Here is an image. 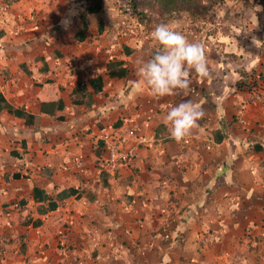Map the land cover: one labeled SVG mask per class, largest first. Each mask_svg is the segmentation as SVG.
Segmentation results:
<instances>
[{"label": "crops", "instance_id": "0c3cea01", "mask_svg": "<svg viewBox=\"0 0 264 264\" xmlns=\"http://www.w3.org/2000/svg\"><path fill=\"white\" fill-rule=\"evenodd\" d=\"M85 6L0 0V264H264V86L236 85L240 70L264 72L259 3L173 27L203 44L212 78L193 71L187 95L164 97L137 75L160 47L154 29L103 0V30L87 16L82 31ZM56 91L63 108L42 114ZM189 99L205 115L177 142L163 117ZM103 132L136 149L106 175Z\"/></svg>", "mask_w": 264, "mask_h": 264}, {"label": "clouds", "instance_id": "9594fccd", "mask_svg": "<svg viewBox=\"0 0 264 264\" xmlns=\"http://www.w3.org/2000/svg\"><path fill=\"white\" fill-rule=\"evenodd\" d=\"M151 37L160 47L150 59L140 64L137 75L140 83L160 97L179 94L187 95L194 71L204 79L212 78V71L203 44L190 41L181 31L167 23L154 27ZM203 108L192 100H185L168 110L163 117L172 139L180 142L199 127L204 117Z\"/></svg>", "mask_w": 264, "mask_h": 264}, {"label": "trees", "instance_id": "16d2710c", "mask_svg": "<svg viewBox=\"0 0 264 264\" xmlns=\"http://www.w3.org/2000/svg\"><path fill=\"white\" fill-rule=\"evenodd\" d=\"M13 1H16V0H13ZM224 1L225 0H156V2L159 4V6L164 12H175L178 10H183L188 13L187 16L189 17L191 21H200V20L202 21L207 18H211V13H213V11L216 9V6H218L219 4H222ZM261 1L264 2V0H260V2ZM85 4L86 6L83 8V12H81V17L83 19L82 31L87 30L88 24L86 20H87V16H90L92 19L96 20L97 30L98 32H101L103 30L104 22L102 19H98V18L99 16L103 14V11H104L103 0H85ZM131 4L133 5L134 9L137 10L136 8L139 5V0H131ZM261 4L259 3L260 9L256 10V15L259 18L264 12V3H261ZM139 13L140 12H138L137 14ZM119 64H122V62L109 63L108 64L109 73L113 75V72H111L112 67L118 66ZM239 73H240L239 74L240 76L236 82V85L239 89L245 88V89L252 90V89H256L258 87L264 86V72L263 71H257L255 68H251L248 71L244 69L240 70ZM100 81H101L100 77L96 79H92L90 81V84L92 85L95 92H98L101 89ZM43 89H44V86H42L40 97H42L43 95ZM0 99H2L1 94H0ZM50 102H54V104L57 106L58 109L63 108V103L60 100L58 92L56 91L50 97H46L44 98V100H42V105H41L42 114H52V113L47 112L48 111L47 108L49 107ZM14 114L20 117L25 116V114L21 111H14ZM164 127L165 126L163 125H159L156 128L155 136H159V134L161 133ZM99 144H102V142L100 141ZM134 157H135V153L131 157V161L132 159H134ZM106 173H109V172L102 170V174L106 175ZM75 192H76L75 189H72V188L69 189L68 191L69 194H75Z\"/></svg>", "mask_w": 264, "mask_h": 264}, {"label": "rangeland", "instance_id": "374dc122", "mask_svg": "<svg viewBox=\"0 0 264 264\" xmlns=\"http://www.w3.org/2000/svg\"><path fill=\"white\" fill-rule=\"evenodd\" d=\"M108 1H111V0H108ZM119 1H120V10L134 17L138 22L143 24V26L145 27V30L147 31L154 29V27L160 23H167L170 26L177 27V28L183 25L186 28H192V29L202 28L203 29L205 21L212 19L211 22L214 25H216L215 19H217L218 17L226 18V17L233 16V17L245 18L246 16H249V15L252 16V12H251L253 9L252 4L253 3H260V4L264 3L262 1L260 2V0H225L222 4H219L218 6H216V9L213 11V13H211V18H207L202 21L201 20L200 21H189L187 12L183 10H178L175 12H164L159 6V4L156 2V0H139V5L136 8L137 10H135L133 5L131 4V0H119ZM106 4L109 5L110 3H106ZM232 7H235V9H234V12L230 14V10H232L231 9ZM138 12L140 13L137 14ZM255 227L256 226H253L252 229H254ZM246 235L250 236L251 232L247 233ZM242 241L244 242V239ZM64 246H65V243H64ZM67 247H68V244L64 248L68 250L69 248Z\"/></svg>", "mask_w": 264, "mask_h": 264}, {"label": "built area", "instance_id": "2783aa9c", "mask_svg": "<svg viewBox=\"0 0 264 264\" xmlns=\"http://www.w3.org/2000/svg\"><path fill=\"white\" fill-rule=\"evenodd\" d=\"M98 161L101 170L115 172L120 167H126L131 161V157L136 153V149L125 148L122 139L114 133L103 132L98 136ZM102 144H99V142Z\"/></svg>", "mask_w": 264, "mask_h": 264}]
</instances>
